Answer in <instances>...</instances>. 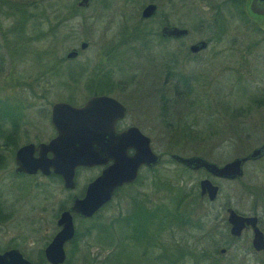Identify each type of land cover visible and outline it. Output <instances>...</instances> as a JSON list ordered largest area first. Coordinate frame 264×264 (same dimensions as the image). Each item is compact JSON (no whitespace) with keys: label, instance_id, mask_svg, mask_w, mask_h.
Instances as JSON below:
<instances>
[{"label":"rangeland","instance_id":"374dc122","mask_svg":"<svg viewBox=\"0 0 264 264\" xmlns=\"http://www.w3.org/2000/svg\"><path fill=\"white\" fill-rule=\"evenodd\" d=\"M37 1L0 0L1 129L11 127L6 113L18 112L21 105L19 124L30 126L39 107L47 110L60 101L79 106L99 91L97 79L110 77L118 83L112 96L127 107L124 123L137 125L162 154L155 168L161 178L157 189L144 181L137 190L173 215L152 247L147 243L146 258L126 252L123 221L115 220L121 227L109 229L114 216L122 219L128 212V198L137 196L122 189L81 223L80 251L70 253L68 264H90V256L96 260L92 264H240L235 253H218L226 246L224 207L254 211L264 223V157L245 163L238 179L210 176L218 186L216 200L201 199L191 214V185L196 183L198 192V180L206 173L184 171L170 155H197L221 165L262 143L264 17L250 13V0H244L243 18L223 6L226 0H90L84 9H75L76 0H39L36 6ZM150 2L156 4L155 14L141 19L142 7ZM38 6L46 9L45 20L36 17ZM217 13L224 16V34L215 31ZM165 22L188 33L162 39ZM198 40L207 46L191 54L188 46ZM81 41L87 47L77 58L64 60ZM182 123L191 125L194 137L172 131ZM96 173L79 169V183ZM15 187L27 189V181ZM50 188L53 196L59 193L55 184Z\"/></svg>","mask_w":264,"mask_h":264},{"label":"flooded vegetation","instance_id":"af4514ba","mask_svg":"<svg viewBox=\"0 0 264 264\" xmlns=\"http://www.w3.org/2000/svg\"><path fill=\"white\" fill-rule=\"evenodd\" d=\"M78 1L79 0L75 1V9L87 8L90 3L89 0L86 6L79 7L77 6ZM164 25L172 26L170 24H162V26ZM160 37L166 40L180 38V36L163 37L161 35ZM79 51L81 50H78L77 56L79 55ZM199 51L191 54H196ZM77 56L75 58H77ZM109 78L110 77H105V79L99 80L97 79V81L95 82V88L99 91H96V93L92 94L91 96L107 95L117 100L124 107L125 110L123 117L115 120L114 122L115 131L120 132L129 127H136L141 134L149 138L151 150L155 154H158L152 149L151 138L148 135H146L137 125L132 123H124L123 120L127 113V107L118 98L112 96V93L116 91L114 89L113 83H118ZM51 105L52 103L49 104L47 110L43 107H39L36 111L38 114V116H36L37 123L35 122V124H31L30 126L19 124L20 115H23L19 113L20 109L23 106L21 105L18 112L12 113V111L6 113L9 115V118H7V120L10 122L11 127L5 129H1L0 127V255L15 250L29 264H52L46 259L45 249L59 230L57 220L60 213L62 211L67 210L72 205L74 198H83L88 183H90L95 177H97L101 170L110 163L109 161L105 165L76 167L74 169L72 177V186L67 187L64 184L65 182L61 175L52 171V167L49 164L52 158V152L50 150H46L44 151V153H42V149H35L39 145L47 144L57 135V132L51 122ZM25 145L33 146L34 149L31 152V157L33 159H37L35 162H33L34 169L30 173L16 171V151L20 147ZM133 152L134 150L132 148L127 149L128 155H131ZM158 155L159 160L155 164L150 166L144 164L139 165L137 167L134 179L118 187L111 194L109 200L103 203L90 217L82 218L74 213H71L73 235L71 236V238H69L63 243L64 261L61 264H68L67 257H69L71 252L79 253L80 251L78 242L80 241L81 236L77 232L79 230L78 228L80 227V225H82L81 223H84L88 221L91 217H93L100 209H102L106 204H108L122 189H128L130 190V195H133L132 193L134 192L137 194V196H131L132 198H128L129 202L126 206L128 212L122 219L117 218V215L114 216L112 218V222L110 223L109 229H111L112 231L113 228H115L116 226L121 227L120 224H117L119 221H123V226L125 228L123 235L125 237L126 252H136L142 258H146L148 256V250L146 247L147 243H149V246L152 247L151 244L157 238L156 236L160 234L159 232L162 231L161 228H163V224L170 223L169 221L172 220L171 216H173L171 215L169 210L167 211V209L162 206H159L157 203L154 204L153 202H150L146 192L137 190V185L142 184V182L144 181L151 184V186L154 185L155 189H157L156 187H158L161 183V178L158 175V172L155 171V168L160 163L162 158V154ZM263 157L264 155L256 160H259ZM247 162L250 161H246L245 163ZM83 168H95L97 169V173L95 174V176L91 177L85 184H80L78 181V170ZM187 169L189 170L188 172H191V169ZM197 170L205 172L202 169ZM206 176L208 175L206 174ZM22 179L27 181V189L15 187V185H17V182ZM52 184H55L58 187L59 193H57L56 196H53L51 194L50 187L52 186ZM54 200L57 212L55 211V214L52 215L51 208L52 201ZM227 207L231 206L227 203L224 207L226 246L220 247L218 249V253L224 255L226 253L233 252L240 259V264H263L264 260L256 261V257H264V245L261 249H255V245L252 242L254 237V231L251 225L243 227L239 235H232L230 233V225L226 220L225 210ZM233 210L237 214L242 216H255V227L259 232L264 233L263 219L260 218L259 214L254 211L239 212L236 211L234 208ZM161 211L162 216L159 215V212ZM163 211H165V213ZM40 212H42L44 215L42 216ZM53 217H55L54 222L52 220ZM115 220L118 222H116ZM53 223L54 229L52 230L51 225ZM149 223L151 224L149 225ZM137 225L141 229L135 231L134 229L137 227ZM115 237L117 236L113 234V242L116 241ZM135 242L136 244H134ZM115 250L116 246H114L111 252H114ZM88 261L90 264L96 262L95 257L93 256H90Z\"/></svg>","mask_w":264,"mask_h":264},{"label":"water","instance_id":"95a60500","mask_svg":"<svg viewBox=\"0 0 264 264\" xmlns=\"http://www.w3.org/2000/svg\"><path fill=\"white\" fill-rule=\"evenodd\" d=\"M89 0H79L77 6L83 7ZM248 9L251 14L264 16V0H250ZM156 5L146 4L140 12V17L146 19L154 15ZM187 34L183 27L164 25L160 29L163 37H179ZM87 47L86 41L79 42L78 49L71 48L64 59L71 60L77 56L78 50ZM206 47L204 40H198L188 46L195 53ZM124 107L114 98L107 95L88 97L81 105L74 106L66 102H55L51 105V122L57 132L47 144L35 149L52 152L49 164L52 171L61 175L67 187L72 186L74 169L79 166L89 167L105 165L101 172L88 183L85 195L81 199L74 198L72 205L62 211L58 217L59 230L45 249L46 259L52 264L64 261L63 243L73 235L71 213L79 217H90L103 203L109 200L111 194L122 184L132 181L137 167L141 164L150 166L159 160L149 143V138L141 134L136 127H129L120 132L114 129V122L124 115ZM134 152L127 154V149ZM32 145L20 147L15 154L16 171L30 173L37 159L31 157ZM264 155V138L261 144L252 148L243 156H237L218 165L197 155L180 156L171 154L177 163L191 170L202 169L208 176L198 180V195L212 202L216 199L218 186L209 177L234 180L242 175V166L246 161L256 160ZM226 220L230 225V233L239 235L241 229L251 225L254 231L253 244L255 249L264 245V233L254 225L255 216H242L233 208H226ZM0 264H29L20 254L9 251L0 255Z\"/></svg>","mask_w":264,"mask_h":264},{"label":"trees","instance_id":"16d2710c","mask_svg":"<svg viewBox=\"0 0 264 264\" xmlns=\"http://www.w3.org/2000/svg\"><path fill=\"white\" fill-rule=\"evenodd\" d=\"M34 1H36V0H34ZM40 1L38 0L37 2H35V5L37 6L38 4H40L39 3ZM224 3L225 4H227L228 6H229V9L232 7L233 8V10L235 11V13H236V17H239V18H243L244 17V13H245V10H244V0H226V1H224L223 2V6L225 7V5H224ZM15 6H17V4H15ZM38 12L36 13V17L37 18H41V19H44L45 20V18H47L48 17V13H47V11H46V9L45 8H41L40 9V7L38 6ZM227 10V9H226ZM228 11V10H227ZM20 12H21V14H23V12H24V9H20ZM218 12V11H217ZM34 17H35V14H34ZM215 20H214V24H215V26L217 27V28H215L216 30V32L219 34H224L223 32L225 31V24L223 23V20H224V16L223 15H220V14H216L215 15ZM165 24H167L166 22H165ZM191 53V52H190ZM63 59H64V57H63ZM64 60H66V59H64ZM15 106V105H14ZM14 106H13V108H14ZM12 112V111H11ZM175 130H177V131H179V133H180V136L181 137H186L187 135H188V137H190V135H191V137H194V135H192V130L193 129H191V125H185V124H178V125H176L173 129H172V131H175ZM176 131V132H177ZM191 133V134H190ZM172 161H174L172 158H170ZM175 163H177L176 161H174ZM177 164H179V163H177ZM180 166H181V169L182 170H184V171H189L186 167H184L183 165H181V164H179ZM197 171H200V170H197ZM197 171H195V172H197ZM192 172H194V171H192L191 170V173ZM196 183H194V184H192L191 185V214H192V211H193V207H194V205L197 203V202H200L201 201V199H204V198H201L199 195H198V192L196 191ZM216 200V199H215ZM215 200L214 201H212V202H209V201H207V202H209V203H214L215 202ZM206 216H207V214H206ZM88 260H89V258H88Z\"/></svg>","mask_w":264,"mask_h":264}]
</instances>
